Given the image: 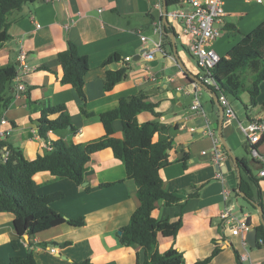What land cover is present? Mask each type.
<instances>
[{"label":"crops","instance_id":"0c3cea01","mask_svg":"<svg viewBox=\"0 0 264 264\" xmlns=\"http://www.w3.org/2000/svg\"><path fill=\"white\" fill-rule=\"evenodd\" d=\"M164 1L44 0L24 5L13 15L16 21L11 29L12 38L0 49V62L18 68L17 79L8 94L14 99L2 116L8 121L3 127L8 132L3 141L20 148L30 161L45 151H52V141L62 139L66 144L95 142L105 136L100 115L117 107L121 98L143 94L157 105L156 112L160 116L142 112L137 120L140 124L158 121L171 128L170 164L161 169L160 174L164 188L170 193H179L182 203H186L184 207L157 203L153 213L156 219L172 222L179 217L182 219V227L175 237H159L158 251L165 253L173 248L180 253L184 264L205 260L215 249L219 253L209 264H264V246L258 244V233L256 247L249 243L243 246L242 237L232 234V224L220 217L222 211L231 208L232 214L236 215L238 207L242 206L239 199L245 202L242 196H231L239 204L236 208L233 200L225 202L223 190L227 188L233 194L240 186L235 159L248 161L242 154L247 141L240 125L264 118V82L256 108H247L248 94L246 103L242 101L241 118L235 111L236 119L230 120L224 112L222 135L232 151L231 157L219 137L221 111L215 102L219 94L204 82L206 74L193 64L187 43L179 38L182 25L168 16L169 12L175 11L170 10L171 6L164 13ZM178 1L176 6H186L189 2ZM225 9L226 16L220 25L224 34L214 45V48H220L221 57H226L244 34L264 21V4L227 0ZM159 23L163 30L156 34ZM141 36L148 38L147 44L141 42ZM68 41L73 42L89 61L83 95L72 86L61 84L63 69L58 54L67 49ZM156 43L162 44V50L155 52L153 60L146 61L142 52ZM114 54H119L122 60L132 57L133 61L127 64L121 60L105 67V61ZM124 66L129 68L126 79L111 92H105L107 70ZM20 84L25 86L24 91L18 89ZM29 88L31 93L27 94ZM196 96L216 131L217 143L206 132L201 114L192 109ZM44 103L65 106L76 132L72 134L68 128L49 132L47 138H42L39 125ZM83 107L92 115H85ZM114 127L115 137L123 138L121 122L116 121ZM158 138L156 135L154 141ZM217 145L227 155V159L219 163L212 160ZM259 149H264V144ZM248 162L250 168L256 170L254 175L259 180L264 203V177L259 175L260 169L252 157ZM239 166L242 170L240 163ZM86 167L82 185L70 179L56 178L49 172L34 176L39 196L63 195L51 205L56 212L72 219L84 217L86 224L76 227L66 223L34 237H19L14 214L0 213V263L9 264L12 257L27 258L31 254L38 264H72L86 260L92 264L144 262V248L125 246L119 237V232L129 224L140 205L136 182L128 178L125 165L114 157L111 149L93 154ZM104 184L109 185L104 187ZM244 207V215L237 214V219L251 216V231L263 225L257 208ZM246 239L248 242V234ZM236 252L238 255L249 253V261L239 262Z\"/></svg>","mask_w":264,"mask_h":264},{"label":"trees","instance_id":"16d2710c","mask_svg":"<svg viewBox=\"0 0 264 264\" xmlns=\"http://www.w3.org/2000/svg\"><path fill=\"white\" fill-rule=\"evenodd\" d=\"M39 1L44 0H0V49L12 38L11 29L16 21L13 15L20 12L27 3ZM178 3H180L178 0H167L168 6ZM58 60L63 69L61 84L70 85L83 95L86 75L90 70L88 58L80 54L73 42L68 41L67 49L58 54ZM121 60L119 54H114L104 64L107 67L118 64ZM128 71L129 68L125 66L116 70H107L105 92H111L117 84L126 79ZM17 76V66H5L0 62V120L4 110L14 99L8 94ZM212 77L227 96L233 95L240 99V93L245 91L250 96V104L247 108L253 109L258 106V97L264 82V21L250 33L244 34L240 43L234 46L226 57H221L220 62L212 70ZM215 92L217 93L216 90ZM30 93L31 88L27 90V94ZM43 105L44 110L39 125L42 138H47L49 132L66 131L68 128H71L72 134L76 132L65 106H51L45 103ZM156 108L157 105L149 102L143 94L121 98L117 107L100 115L105 130L104 137L87 144H66L62 139L52 141V151H45L32 161L25 158L20 148L9 146L5 141L0 142V148L8 146L9 151L7 161L0 158V213L14 214V226L19 237L25 235L34 237L66 223L76 227L84 226L86 224L84 217L68 218L52 208V203L62 199L61 193L39 196L36 192L37 184L34 176L40 172H49L56 178L70 179L82 185L85 182L86 166L91 161L92 155L111 149L114 157L125 165L128 178L136 182L140 203L129 224L121 229L119 236L121 243L125 246L138 245L144 248L145 260L142 264H184L177 250L172 248L165 253L158 251L159 237H175L182 227V219L179 217L173 222L156 219L153 213L157 203L181 207L186 203H182L183 198L179 193H170L164 188L160 174L161 169L170 164L168 152L173 146L169 133L171 128L158 121L140 124L137 120V116L142 112H151L159 117ZM262 108L264 110V102ZM82 111L87 116L92 115L84 107ZM52 116L57 117L51 119ZM116 121L122 124L121 139L115 137ZM156 135L159 138L154 141ZM245 149L250 154L248 143ZM239 163L242 166L240 188L246 195L245 202L253 208H256L253 205L256 203L264 211L259 180L250 168V162L241 159ZM253 163L261 170L259 161L253 159ZM193 196L194 194L190 195ZM257 233L258 244L264 246V225L257 228ZM56 244L68 245V243ZM13 246L17 248L15 242ZM218 253L219 250L215 249L210 257L195 264H209ZM236 254L240 262L239 255L237 252ZM9 264L38 263L31 254L27 258L12 257ZM72 264L92 263L86 260Z\"/></svg>","mask_w":264,"mask_h":264},{"label":"built area","instance_id":"2783aa9c","mask_svg":"<svg viewBox=\"0 0 264 264\" xmlns=\"http://www.w3.org/2000/svg\"><path fill=\"white\" fill-rule=\"evenodd\" d=\"M227 0H189L187 5L178 6V8L169 12L168 16L173 20L177 21L182 25V33L179 38H183L187 43L189 54L194 57L197 61L198 67L206 74L204 82L214 87L219 94V103L223 107L225 116L232 120L236 119L234 108L229 101V98L224 94L217 82L212 77V70L217 66L221 60V56L212 48L209 44L216 41L222 36V29L220 25L224 21L226 16V5ZM248 2H254L256 4H264V0H246ZM161 24L159 23L155 28L156 34L162 33ZM141 42L145 45L148 42L146 36L140 37ZM162 50V44L156 43L154 47L146 49L142 52V57L146 61H151L155 57L156 51ZM133 61L132 57H126L122 60L123 63H130ZM18 89L21 91L25 90V86L20 84ZM193 110L201 114L204 120V127L206 132L211 138L219 142L216 138V131L214 130L212 123L210 122L206 112L202 108L199 98L196 96V100L192 107ZM8 124L5 118L0 121V142L6 139L8 132L3 128ZM240 129L246 137V141L249 145L250 155L253 159L257 160L261 164V170L259 175L264 177V154L261 153L259 148L256 146L264 144V118H258L256 120L249 121L245 126L240 125ZM0 158L7 161L9 158L8 149H0ZM227 159V155L222 151L220 146H215L213 161L223 162ZM223 195L225 202L231 199L232 193L229 189L224 188ZM221 219L226 220L229 224H232V234L234 236L242 237V245L247 246L248 242L246 234L251 231V225L248 224L247 218L242 220L237 219L236 215L232 214L231 209H225L220 215ZM56 252L55 249H52ZM241 262H247L250 259L249 253H243L239 255Z\"/></svg>","mask_w":264,"mask_h":264},{"label":"water","instance_id":"95a60500","mask_svg":"<svg viewBox=\"0 0 264 264\" xmlns=\"http://www.w3.org/2000/svg\"><path fill=\"white\" fill-rule=\"evenodd\" d=\"M164 13L166 14L167 13V10H168V5H167V1L165 0L164 1ZM173 37H174V34H173ZM215 102L218 104V106L220 107V111H221V116H220V120H219V137L223 143V145L226 147V150L228 152V154L233 157V154H232V151L229 149L225 139H224V136L222 135V126H223V122H224V109L222 106L219 105L218 103V98L215 97ZM235 163H236V166H237V172H238V175H239V185H241V182H242V177H241V169H240V166H239V161L238 159H235ZM237 195L239 196H242V198H246V195L244 192L241 191V188L239 186V188L233 192L232 196L233 197H236ZM256 208L258 209L260 215H261V219H262V223L264 225V214H263V209L261 206L253 203ZM246 211V207L244 206H239L237 211H236V215H240V216H243L244 215V212ZM251 216H248L247 217V222L248 224L250 225L251 224ZM121 234V232H119ZM248 243L251 247H256L257 245V229H254L253 231H251L250 233H248Z\"/></svg>","mask_w":264,"mask_h":264},{"label":"rangeland","instance_id":"374dc122","mask_svg":"<svg viewBox=\"0 0 264 264\" xmlns=\"http://www.w3.org/2000/svg\"><path fill=\"white\" fill-rule=\"evenodd\" d=\"M178 8V6H176V5H173V6H171L170 7V10H176ZM224 34V33H223ZM222 34V35H223ZM183 40V39H182ZM215 42L216 41H214V42H212V43H210L209 45L212 47V48H214V45H215ZM215 50H216V52L219 54V55H221L222 54V52H221V50H220V48H218V47H216V48H214ZM223 51V50H222ZM223 54H225V53H223ZM191 58V60L193 61V64L196 66V68H198L199 69V67H198V65H197V61H196V59L194 58V57H190ZM200 70V69H199ZM201 71V70H200ZM246 96H247V98H248V93H244V92H241L240 93V99H241V101L239 100V99H237L235 96H233V95H229L228 96V98H229V101L231 102V105H232V107L234 108V111H236V113L238 114V116L241 118L242 116H243V111H244V108H243V104H242V101H244L245 103H246ZM247 103H248V101H247ZM250 104V103H249ZM248 104V105H249ZM261 151V153H263L264 154V149H262V150H260ZM242 154H243V156L248 160V161H250L251 160V155L249 154V152H247L246 150H244L243 152H242ZM253 173L255 174L256 173V170L255 169H253ZM231 200H233V202L236 204V201H235V199H231ZM239 201H240V205H244V206H248V204H246L244 201H243V199H239ZM238 205L239 204H236V208L238 207Z\"/></svg>","mask_w":264,"mask_h":264}]
</instances>
